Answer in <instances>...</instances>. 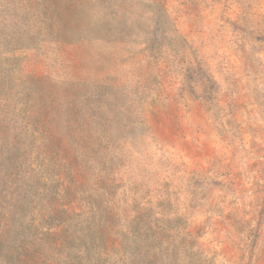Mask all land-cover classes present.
I'll use <instances>...</instances> for the list:
<instances>
[{
  "label": "rangeland",
  "instance_id": "374dc122",
  "mask_svg": "<svg viewBox=\"0 0 264 264\" xmlns=\"http://www.w3.org/2000/svg\"><path fill=\"white\" fill-rule=\"evenodd\" d=\"M104 213L178 219L169 264H264V0H0V264Z\"/></svg>",
  "mask_w": 264,
  "mask_h": 264
},
{
  "label": "trees",
  "instance_id": "16d2710c",
  "mask_svg": "<svg viewBox=\"0 0 264 264\" xmlns=\"http://www.w3.org/2000/svg\"><path fill=\"white\" fill-rule=\"evenodd\" d=\"M68 219V228L64 230L61 227L59 234H54L56 241L66 238L65 234L69 231L70 239L81 241V238H84L86 241L82 247L70 243L65 254L58 249L56 264H124L125 260L131 257H139L140 261L135 264H169L162 254V248L169 245L165 233L180 229L178 219L170 220L164 216L138 221L135 226L132 224L134 220L126 219L123 225L117 223L115 215L111 213L91 215L88 219L79 214ZM64 222L58 221L55 227L64 225ZM77 223H83L84 229H77ZM173 224H176V227H171ZM115 244L123 249V256L120 258L107 253L108 245ZM158 255L160 257L157 262ZM61 256L63 259H60Z\"/></svg>",
  "mask_w": 264,
  "mask_h": 264
}]
</instances>
